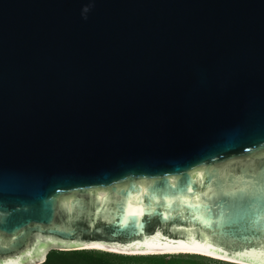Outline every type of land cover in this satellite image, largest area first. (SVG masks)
Listing matches in <instances>:
<instances>
[{"label":"water","instance_id":"95a60500","mask_svg":"<svg viewBox=\"0 0 264 264\" xmlns=\"http://www.w3.org/2000/svg\"><path fill=\"white\" fill-rule=\"evenodd\" d=\"M92 243L264 264V0H0V264Z\"/></svg>","mask_w":264,"mask_h":264},{"label":"rangeland","instance_id":"374dc122","mask_svg":"<svg viewBox=\"0 0 264 264\" xmlns=\"http://www.w3.org/2000/svg\"><path fill=\"white\" fill-rule=\"evenodd\" d=\"M94 256L108 258L114 264H239L231 261L220 260L201 254L174 253V254H133L116 256L103 254V251L86 249ZM121 254V253H120ZM80 264H88L86 259L80 260ZM78 263V264H79Z\"/></svg>","mask_w":264,"mask_h":264},{"label":"trees","instance_id":"16d2710c","mask_svg":"<svg viewBox=\"0 0 264 264\" xmlns=\"http://www.w3.org/2000/svg\"><path fill=\"white\" fill-rule=\"evenodd\" d=\"M110 253L111 255L114 254L112 256H116L117 254H119L121 255V257H125L120 253L103 251V254L106 255H110ZM83 259H86L88 264H114L111 261L107 260L108 258L105 259L102 256H94L90 252H87L85 249L66 251L51 249L48 251L46 259L40 264H78L79 261Z\"/></svg>","mask_w":264,"mask_h":264},{"label":"bare ground","instance_id":"6f19581e","mask_svg":"<svg viewBox=\"0 0 264 264\" xmlns=\"http://www.w3.org/2000/svg\"><path fill=\"white\" fill-rule=\"evenodd\" d=\"M82 246H84L83 248L85 249H93V250L121 253V254H127V255L191 253V254H201V255L209 256V257L220 259V260L231 261V260H226L225 258H221L220 256H217L216 253L214 254L211 252H205V251H199V250H193V249H120V248H113V247H109L106 245L93 244V243L89 245L84 244ZM247 262L251 264H256L250 261H247ZM238 263L240 264L241 262H238Z\"/></svg>","mask_w":264,"mask_h":264}]
</instances>
